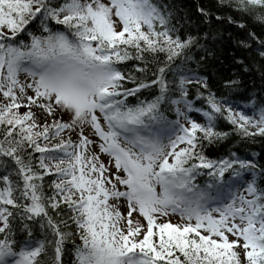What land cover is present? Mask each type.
Returning <instances> with one entry per match:
<instances>
[{
  "label": "snow or ice",
  "instance_id": "obj_1",
  "mask_svg": "<svg viewBox=\"0 0 264 264\" xmlns=\"http://www.w3.org/2000/svg\"><path fill=\"white\" fill-rule=\"evenodd\" d=\"M197 12L0 0V264H64L69 243L72 264H264V154L208 155L221 119L264 138V87L252 116L230 102L264 84V37L221 27H264V0ZM226 62L228 96L207 74Z\"/></svg>",
  "mask_w": 264,
  "mask_h": 264
},
{
  "label": "trees",
  "instance_id": "obj_2",
  "mask_svg": "<svg viewBox=\"0 0 264 264\" xmlns=\"http://www.w3.org/2000/svg\"><path fill=\"white\" fill-rule=\"evenodd\" d=\"M168 2L174 4L177 8L190 15L194 20L199 15L197 12L198 5H202L205 8H211L215 4V0H168ZM213 10L215 11L214 8ZM233 15L236 16L238 20H241L246 24L247 30L239 29L235 25L227 23L221 26L222 30H227L231 32L233 36L240 37H246L248 31H254L258 36L264 37V27H261L260 24L255 23L251 18L242 17L235 13H233ZM132 63L134 62H129V65H131ZM220 73H223L225 76L231 75L227 62L223 66H220L219 63H217L216 68L209 69L207 72L210 77V82L213 86V91L226 96V94L228 93L225 92V90L219 83V80L222 78ZM243 80L244 86L242 87L239 94L245 96H253L255 94H259L260 89L264 87V84L261 83L259 73L255 70L252 73L244 74ZM144 92L149 93L144 98H151V96L154 94L153 92L147 90H145ZM129 99L132 103L136 102V98L134 97ZM219 125V130L229 132L230 136L229 139L222 144L208 149V155H210L212 158L222 157L230 151H236L238 152V154L244 155L246 157L251 155V153L253 152L264 154V138L257 137L255 142L241 141L240 137H238L232 131V126H226L224 130L223 119L219 120ZM63 260L65 264H71L70 256H68L67 254H65Z\"/></svg>",
  "mask_w": 264,
  "mask_h": 264
},
{
  "label": "rangeland",
  "instance_id": "obj_3",
  "mask_svg": "<svg viewBox=\"0 0 264 264\" xmlns=\"http://www.w3.org/2000/svg\"><path fill=\"white\" fill-rule=\"evenodd\" d=\"M23 79H24V77H23V76H21V80H23ZM86 134H88V133H86ZM102 159H104L105 161H107V159H108V158H107V157H102ZM121 210H122V211H124L125 209H124V208H122Z\"/></svg>",
  "mask_w": 264,
  "mask_h": 264
}]
</instances>
